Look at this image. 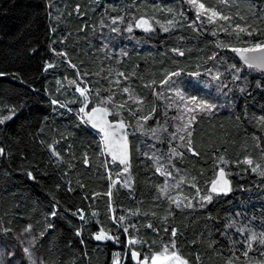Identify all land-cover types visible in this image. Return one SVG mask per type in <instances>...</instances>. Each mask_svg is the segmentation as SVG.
Here are the masks:
<instances>
[{"label": "trees", "instance_id": "obj_1", "mask_svg": "<svg viewBox=\"0 0 264 264\" xmlns=\"http://www.w3.org/2000/svg\"><path fill=\"white\" fill-rule=\"evenodd\" d=\"M207 4L223 8L218 0ZM224 11L234 22L253 23L260 30L242 36L244 42L264 41V0H230ZM237 12L245 21H239ZM140 15L151 19L150 34L135 27ZM221 42L245 46L218 25L197 21L186 0H0V73H5L0 76V118L12 117L0 124V231L31 228L44 264H111L120 248L126 249L123 264H138L132 252L142 259L160 251L173 228L177 249L189 264H256L264 259V245L258 242L248 258L243 256L252 234L264 233V72L243 65L230 48L217 46ZM49 63L54 67L45 70ZM172 72L181 74L162 86L160 81ZM73 80L89 89L87 109L112 97L113 103L106 104L111 117L127 122V173L104 151L101 132L84 122V98ZM152 81L156 84L145 87ZM125 87L143 105L128 100ZM176 87L216 107L196 113L189 130L199 155L188 151L186 140L179 144L183 156L174 155L173 165L184 182L163 194L167 179L156 172L151 144L171 153L167 139L178 133ZM126 100L125 108L116 107ZM138 108L142 110L131 115ZM149 114L147 122L138 123ZM246 158L261 169L251 171L243 163ZM220 167L231 179L230 193H211V202L199 203V190L207 193ZM177 194L193 206L176 208L168 197ZM101 230L115 240L97 243L94 235Z\"/></svg>", "mask_w": 264, "mask_h": 264}, {"label": "snow or ice", "instance_id": "obj_2", "mask_svg": "<svg viewBox=\"0 0 264 264\" xmlns=\"http://www.w3.org/2000/svg\"><path fill=\"white\" fill-rule=\"evenodd\" d=\"M186 3L194 10L196 20L200 21L201 23H207V24H215L218 25L220 30L226 32L230 36H234L235 39L243 44L245 46L243 47H236L232 46L229 44H224L223 42L219 43L217 46L221 48H230L232 52L236 53L240 59L244 62L245 65H247L249 68H260L264 69V41H259V42H244L242 40V36H253L260 30L254 26L253 23H248L245 21V17L243 15H240L239 12L236 13V17L239 18V21H245L244 23H239V22H234V17L232 15H228L225 13L224 8L230 7V0H218V4L222 5L223 8L217 7V6H209L207 4V0H186ZM79 11V9H77ZM167 11L171 12L172 9H168ZM183 15V13H181ZM255 16V13H253ZM122 21L123 18H114L112 23L116 24L117 20ZM168 24L170 26L174 25V22L172 20L168 21ZM135 27L137 28H143L145 31H152V25L150 24L148 19H145L141 17L139 20H137ZM163 27V30L165 32L169 31L168 27ZM113 32H119V28H112ZM127 31L131 32L132 31V25H129L127 27ZM216 33L214 32L213 35ZM177 55L183 56L184 52L181 51L180 49H173ZM126 54V53H125ZM57 56H66V53L64 52H57ZM214 58V57H213ZM70 63V61H69ZM73 68H75V65H71ZM54 67L53 64L49 63L46 66L47 68H52ZM233 67H235L233 65ZM239 71V69H237ZM181 73L180 72H172L166 75V77L160 81V84L163 85H169L171 82V78L173 76H179ZM5 75V73H0V76ZM193 75L199 76V73H194ZM118 76L124 77L127 79L125 74L123 72H119ZM238 78V77H237ZM214 79H219V77H214ZM72 84H76L77 82L75 80L71 81ZM117 84L120 83L119 80L116 81ZM154 84H156V81H152L149 84H146L145 87L151 88ZM76 91L80 93V95L84 98V107L80 108V112L84 114V117L86 119L84 120L85 123H90L91 126L95 129H98L101 133H103V144H104V151L108 153L112 161H119L121 165H124V173H127L129 170V153H128V133L125 131L126 124L123 120L119 121L117 124L113 125L110 123L106 117L110 114V110L107 107L103 106H97L93 107L91 111H85V108L87 107L88 103V93L89 89L86 87H80L77 85ZM243 91V89H242ZM123 93L128 94V100H131L134 104L137 105H143L144 101L142 98L136 96L134 94L133 90H130L128 87H125L122 89ZM97 94H99L97 92ZM157 98H159L163 93H154ZM175 95L179 98V101L181 102L182 105V111L186 114L189 115V119L187 122L183 125V128H178L177 131H184L187 133V137L184 135H181L179 139L181 141H187L186 142V147L189 152H191L193 155H199L195 151V149L192 147V132L189 130L192 126V124L196 120V115L195 113L204 111V112H211L216 105L209 103L206 100L200 99L196 96H185L181 91L176 90ZM51 103L57 104L58 101L52 100ZM113 103V98L108 97L107 99H101L100 104L101 105H106ZM128 101H124L123 103L117 105L116 107L118 108H125L127 106ZM61 107H64V105H60ZM171 107V105H169ZM180 107V105H178ZM142 109H136V110H130L131 115L135 116L136 111H140ZM156 111L155 108L152 109V112L154 113ZM14 114V110H13ZM11 116H5L3 118H0V124H3L6 120L11 119ZM151 118V114L141 116L138 119L143 120L144 122H147ZM183 119V117H181ZM139 129L143 131L144 125L140 124ZM152 134L155 136L156 129H151L150 130ZM173 138H175V134H173ZM172 153L175 156H183V153L177 152L176 149H172ZM4 154V149L0 148V155ZM53 154L54 155H59L58 153L55 152L53 149ZM87 163V160H85ZM221 162L222 163H227V161H224L223 158L221 157ZM243 163L247 164L250 166L251 171L257 172L258 170L261 169V165L256 163L254 164V161L251 158H246ZM156 172H158L160 175L165 176V177H170L172 176V172L168 171L167 168L163 164H159L156 167ZM261 175H264V170L260 171ZM31 175V173H29ZM181 181H183V178H181ZM115 181H113V185H115ZM125 186H128V180H125L124 182ZM195 187V185H192ZM168 184L165 182V184L160 188V192L163 194H166L168 192ZM174 187H179V183L174 185ZM211 193H216V194H227L229 191H231L230 187V182L226 178V172L224 168H219L218 170V176L216 179H214L211 183ZM99 195V193H97ZM106 195L109 197L112 196V191L109 190ZM169 201L171 204H174L176 208H181V206L189 207L191 208L193 205L191 202H188L187 204H184V199L180 197H168ZM213 199L211 194L205 195L202 197L203 201L211 202ZM75 214V213H74ZM51 215L55 216L56 213L53 212ZM95 215V213H93ZM153 215H155L153 213ZM80 219H84L83 214H80ZM115 219V217H114ZM124 217H119V220L122 221ZM166 219V218H165ZM147 227L152 228L151 224H148ZM30 230V229H27ZM125 232L128 231L127 228L124 229ZM167 232L168 230L165 229ZM43 235V233H41ZM177 236V230L173 228L171 230V239L168 244H165L162 246L161 250L158 252H155L151 255H145L143 259L140 258V253L138 252H132V258L134 260L138 261V264H189V261L183 257L179 250L177 249L176 246V240L175 237ZM95 239L100 241V240H106V239H113V237L109 236L106 234L103 230H101L97 235H95ZM118 239V238H117ZM139 241L137 240H129V244H135L138 243ZM253 242H258L260 245H264V233H261L259 237L255 233L252 234L251 239L247 242V248L243 252V256L245 258H248V253L253 251ZM24 251L29 254V259L31 260V264H37V261L32 258V255L29 251L28 248H25ZM261 257H264V250H261L260 252ZM197 260H199V257H197ZM40 264H43L41 261ZM227 264H233V261L229 260ZM256 264H264V259L259 260L256 262Z\"/></svg>", "mask_w": 264, "mask_h": 264}, {"label": "rangeland", "instance_id": "obj_3", "mask_svg": "<svg viewBox=\"0 0 264 264\" xmlns=\"http://www.w3.org/2000/svg\"><path fill=\"white\" fill-rule=\"evenodd\" d=\"M76 85H79L80 87H82L79 83H77ZM176 90L181 91V89H179L178 87L174 89V91ZM175 99H176V102L173 105L175 109V114H176L175 115L176 118L174 119V127H176L177 129L178 128L182 129L183 125L189 119L190 114H186L182 111L181 102L179 101V98L176 95H175ZM178 105H180V107H178ZM201 112H204V111H201ZM181 117H183V119H181ZM169 131L172 132L171 128ZM181 135H184L185 137H187L186 132L180 131L177 133L175 138L171 136L172 139H167V141L171 145V148H170L171 153L160 152L158 150V147L155 141L152 142L151 144L152 145L151 151L155 159L158 161V163L160 162V164H163L167 168L168 171L172 172V176L166 177L167 179L166 182H168L167 184L169 186L168 189H171V190L174 189V183L177 184L180 182H184V179L183 181H181V178H184V177H181L179 172L175 170L176 168L173 165L174 155L172 153V149H176L177 152H180V148L178 146L180 143L183 142L179 139ZM208 194H211V193L209 191H207V193H203L200 189L198 192V197H197V200L199 201V203L202 204L204 202H207V201H203L202 197ZM177 197H180V194H177ZM27 229H30V230H27ZM34 238H35V233L29 227L25 228L24 230L17 231L13 234L0 231V264H31V260L29 259V254L24 251L25 248L29 249L32 255V258H34L37 261V264H40L41 261L43 262L40 253L34 247ZM125 254H126V249L120 248V249L115 250L111 264H123Z\"/></svg>", "mask_w": 264, "mask_h": 264}, {"label": "water", "instance_id": "obj_4", "mask_svg": "<svg viewBox=\"0 0 264 264\" xmlns=\"http://www.w3.org/2000/svg\"><path fill=\"white\" fill-rule=\"evenodd\" d=\"M141 17H143V18H145V19H148L149 20V22H150V24L152 25V29L154 30V26H153V24H152V21H151V19L147 16V15H140V16H138L137 17V19H136V21H135V24H136V22H137V20H139ZM137 28V27H136ZM139 30H141V31H143V32H145V33H148V34H150L152 31H145L143 28H138ZM236 54V53H235ZM236 56L240 59V57L236 54ZM241 60V59H240ZM241 62L243 63V65H245L244 64V62L241 60ZM246 67H248L247 65H245ZM255 69H257V70H259V71H261V72H264V69H260V68H255ZM97 106H103V107H107L108 109H109V107L108 106H106V105H101V104H95L94 106H92V107H90L89 109H87V107L85 108V111L87 112V111H91V109L93 108V107H97ZM110 110V109H109ZM111 112V111H110ZM85 119H86V117H85ZM106 119L110 122V123H112L113 125H115V124H117L119 121H121V120H123V119H119V118H112L111 117V114L110 115H108L107 117H106ZM124 122H125V124H126V128H125V131L128 133V124H127V122L125 121V120H123ZM90 124V123H89ZM91 125V124H90ZM92 127V126H91ZM95 129V128H94ZM96 130H98V129H96ZM99 131V130H98ZM101 135H102V141H103V133H101ZM128 153H129V165H130V163H131V142H130V139H129V135H128ZM108 154V153H107ZM109 155V154H108ZM109 157H110V160L112 161V158H111V156L109 155ZM113 162V161H112ZM115 162H117V163H119V161H115ZM120 164V163H119ZM121 165V164H120ZM123 167H124V165H122ZM220 168H224V167H220ZM218 170H219V168L217 169V171H216V176H215V178L214 179H216L217 178V176H218ZM224 170H225V172H226V178L228 179V181L230 182V187H231V189H232V183H231V179L229 178V176H228V174H227V171H226V169L224 168ZM213 179V180H214ZM212 180V181H213ZM212 181L210 182V184H209V187H208V191L211 193V191H210V189H211V183H212ZM228 193H230V191L228 192ZM227 193V194H228ZM214 194H216V193H214ZM221 194H223V193H221ZM106 234H108L109 236H111V237H113V239H106V240H100V241H98V240H96L95 239V235H97L98 233H96L95 235H94V239H95V241L97 242V243H100V244H105V243H107L108 241H111V242H113L114 240H115V236L113 235V234H111V233H108V232H106V231H104ZM143 259V258H142Z\"/></svg>", "mask_w": 264, "mask_h": 264}]
</instances>
